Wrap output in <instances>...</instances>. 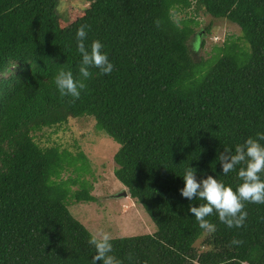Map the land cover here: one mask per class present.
<instances>
[{
	"label": "trees",
	"instance_id": "trees-1",
	"mask_svg": "<svg viewBox=\"0 0 264 264\" xmlns=\"http://www.w3.org/2000/svg\"><path fill=\"white\" fill-rule=\"evenodd\" d=\"M82 1L68 20L60 0H0V264H91V231L68 205L96 199L91 163L80 146L51 138L81 118L120 144L115 176L157 225L113 237L121 264H264V203L244 202L239 228L213 212L208 231L189 211L203 201L179 191L189 166L235 188L243 164L224 174L219 155L264 132V0ZM201 13L239 25L244 43L198 58L192 23ZM82 24L86 44L99 39L114 68H91L79 98L61 96L53 78L60 68L78 75Z\"/></svg>",
	"mask_w": 264,
	"mask_h": 264
},
{
	"label": "rangeland",
	"instance_id": "rangeland-1",
	"mask_svg": "<svg viewBox=\"0 0 264 264\" xmlns=\"http://www.w3.org/2000/svg\"><path fill=\"white\" fill-rule=\"evenodd\" d=\"M89 3L82 0H60L59 8L62 14H69L63 18L72 20L78 18ZM189 12L183 11L180 16H185ZM63 22L65 23V20ZM209 25L210 29L206 31ZM192 28L198 32L193 36L192 46L198 52L197 57L202 60L213 58L218 53L217 48L223 46L227 40L244 43L240 26L227 18H214L210 14L201 13L192 23ZM94 125L95 119L92 118L71 119L66 130H60L51 137L63 146H69L73 151L76 150V145L80 146L91 163V173L87 177L93 183L92 194L96 199L93 201H78L75 197L68 199L70 210L91 232L103 229L112 237L153 234L157 231V225L143 205L130 196L127 188L115 176L117 164L114 155L120 144L105 131H97ZM69 174L70 172H65L64 176L68 177ZM124 191L127 192L126 195L123 194ZM201 244L202 238L195 246L200 248Z\"/></svg>",
	"mask_w": 264,
	"mask_h": 264
},
{
	"label": "clouds",
	"instance_id": "clouds-1",
	"mask_svg": "<svg viewBox=\"0 0 264 264\" xmlns=\"http://www.w3.org/2000/svg\"><path fill=\"white\" fill-rule=\"evenodd\" d=\"M170 15L178 23L175 15ZM87 28V25L82 24L75 33L77 51L80 54L78 75L74 76L71 70L64 68H60L54 75V83L61 96L79 98L82 90L87 88V81L92 77L91 68L98 69L100 74L113 71L114 64L104 50V44L99 39L86 44ZM260 141H264V132H257L255 137H247L243 143L235 146L234 152L225 147V151L219 155L224 174L229 173L236 165L243 164L237 173L241 182L235 188L213 175L197 179L193 167L185 168L181 175L184 184L179 191L189 200L196 198L203 201L198 206H189V211L201 229H215V225L206 219L213 212L229 228H239L244 225L247 217L244 202L264 203V179L261 177L264 173V144ZM112 240V235L103 229L89 233L88 243L95 249L91 264H97L98 260L101 264H121L112 254ZM240 243L242 241L237 238L231 240L233 245Z\"/></svg>",
	"mask_w": 264,
	"mask_h": 264
},
{
	"label": "water",
	"instance_id": "water-1",
	"mask_svg": "<svg viewBox=\"0 0 264 264\" xmlns=\"http://www.w3.org/2000/svg\"><path fill=\"white\" fill-rule=\"evenodd\" d=\"M123 194H124V195H126V194H127V192H126V191H124V192H123Z\"/></svg>",
	"mask_w": 264,
	"mask_h": 264
}]
</instances>
